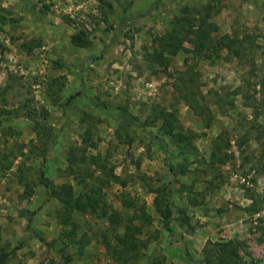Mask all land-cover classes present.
Listing matches in <instances>:
<instances>
[{
    "label": "rangeland",
    "instance_id": "rangeland-1",
    "mask_svg": "<svg viewBox=\"0 0 264 264\" xmlns=\"http://www.w3.org/2000/svg\"><path fill=\"white\" fill-rule=\"evenodd\" d=\"M186 14L215 25L214 39L248 37L254 49L207 61L185 43L166 70L151 67L145 54L155 38ZM81 34L86 48L71 43ZM188 74L208 115H195L183 99ZM261 82L264 0H0L4 264H112L107 244L142 206L152 222L142 225L146 248L133 264H201L204 248L230 240L242 244L236 264H264ZM161 111L175 115L177 131L194 134L191 153L180 155L161 122L152 123ZM129 123L140 128L127 130ZM63 184L76 196L101 189L95 214L72 213L75 231L60 224L63 206L49 197Z\"/></svg>",
    "mask_w": 264,
    "mask_h": 264
},
{
    "label": "trees",
    "instance_id": "trees-1",
    "mask_svg": "<svg viewBox=\"0 0 264 264\" xmlns=\"http://www.w3.org/2000/svg\"><path fill=\"white\" fill-rule=\"evenodd\" d=\"M217 31L215 25L210 22L205 23L204 19L195 20L189 16L184 15L174 21L172 28L164 36L155 38V44L151 51H147L145 54V60L151 65V67L162 68L166 70L171 62V58L175 57L179 52L185 50L184 44L189 43L192 46L190 53L203 60L212 61L220 58V52L226 51L228 56L236 59H242L247 56L248 52L254 49V42L248 37L240 39L238 36H232L230 39H214L213 33ZM71 43L79 48H86L89 45V41L84 35H75L71 38ZM182 75L180 82L182 83V92L184 95V101L187 107L193 111V113L199 117L208 115L204 97L199 91L197 86V80L192 74ZM262 91L260 94L264 96V82L260 84ZM181 91V90H180ZM239 90L233 92L234 95H239ZM79 95H82L79 92ZM264 99V98H263ZM70 102V100L68 101ZM98 108H103L100 105H96ZM253 111H256V107L251 106ZM157 121L161 122L160 131L162 134L169 138L173 145L179 150L180 155L189 154L193 151L192 141L194 134H183L177 131L176 118L172 112L161 111L155 116L152 123ZM208 121L206 127H209ZM140 128L132 123L126 126V129ZM162 143V142H161ZM216 156L215 152H212L211 157ZM90 161L96 167L105 169L101 166L98 159L91 157ZM222 163L225 160H221ZM111 179L116 180L114 176H109ZM43 173L41 174V182L45 183ZM46 188L47 186L44 185ZM56 199L64 209L62 214H58L60 224L62 226H72L75 231L76 225L71 221V215L74 212L80 214H95L97 209L102 204V193L98 187H92L89 193L85 195H74L73 188L69 184H63L56 190H52L50 196ZM189 204L197 206V202L189 198ZM156 211L165 220H169L171 213L168 208L159 207L156 201ZM126 207H132V203H126ZM114 217L109 218V222L112 227L117 228L121 225V217L114 213ZM139 221L140 224L136 225L134 222ZM152 218L146 213L144 207L138 209V214L125 220L121 225L123 227V234L115 236L114 245L107 244V249L110 252V259L112 264H133L140 256L142 249L146 248L144 242L139 238L142 231V225L151 224ZM63 235L66 238L73 237V232L64 230ZM242 244L238 241H218L209 244L204 248L203 259L201 264H236L239 259V249ZM83 247L79 248V254L82 253ZM6 255L2 254L0 257V263L4 264V258Z\"/></svg>",
    "mask_w": 264,
    "mask_h": 264
}]
</instances>
